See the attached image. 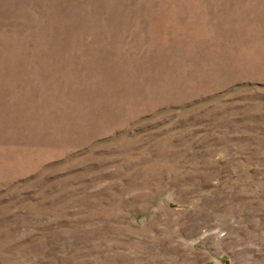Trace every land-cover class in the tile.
<instances>
[{
  "label": "rangeland",
  "instance_id": "rangeland-1",
  "mask_svg": "<svg viewBox=\"0 0 264 264\" xmlns=\"http://www.w3.org/2000/svg\"><path fill=\"white\" fill-rule=\"evenodd\" d=\"M0 264H264V0H0Z\"/></svg>",
  "mask_w": 264,
  "mask_h": 264
}]
</instances>
